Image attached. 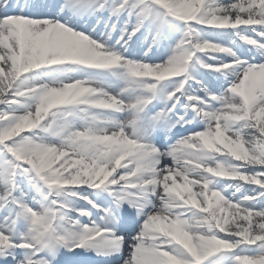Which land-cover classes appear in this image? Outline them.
Wrapping results in <instances>:
<instances>
[{
	"label": "snow or ice",
	"instance_id": "obj_1",
	"mask_svg": "<svg viewBox=\"0 0 264 264\" xmlns=\"http://www.w3.org/2000/svg\"><path fill=\"white\" fill-rule=\"evenodd\" d=\"M82 255L264 264V0H0V264Z\"/></svg>",
	"mask_w": 264,
	"mask_h": 264
},
{
	"label": "bare ground",
	"instance_id": "obj_2",
	"mask_svg": "<svg viewBox=\"0 0 264 264\" xmlns=\"http://www.w3.org/2000/svg\"><path fill=\"white\" fill-rule=\"evenodd\" d=\"M87 258H88V256L85 257V259H87ZM85 259L84 258H81V260L84 261V264H89Z\"/></svg>",
	"mask_w": 264,
	"mask_h": 264
},
{
	"label": "rangeland",
	"instance_id": "obj_3",
	"mask_svg": "<svg viewBox=\"0 0 264 264\" xmlns=\"http://www.w3.org/2000/svg\"><path fill=\"white\" fill-rule=\"evenodd\" d=\"M125 251H127V250H125Z\"/></svg>",
	"mask_w": 264,
	"mask_h": 264
}]
</instances>
